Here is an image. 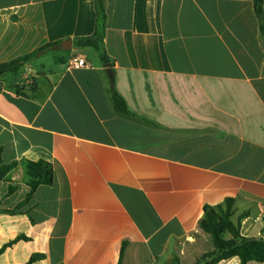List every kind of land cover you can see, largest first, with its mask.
Here are the masks:
<instances>
[{
    "label": "crops",
    "instance_id": "1",
    "mask_svg": "<svg viewBox=\"0 0 264 264\" xmlns=\"http://www.w3.org/2000/svg\"><path fill=\"white\" fill-rule=\"evenodd\" d=\"M95 2L0 0V66L58 44L0 73L2 159L18 163L0 182V209L25 200L27 162L54 170V184L19 214H0V249L26 237L0 264L35 254L44 257L34 264H196L215 249L200 228L205 207L227 201L243 236L264 237V31L254 1H104V49L137 120L114 110L100 54L75 44L95 32ZM73 59L90 66L69 69Z\"/></svg>",
    "mask_w": 264,
    "mask_h": 264
},
{
    "label": "trees",
    "instance_id": "2",
    "mask_svg": "<svg viewBox=\"0 0 264 264\" xmlns=\"http://www.w3.org/2000/svg\"><path fill=\"white\" fill-rule=\"evenodd\" d=\"M105 0H96V12L97 21L96 29L93 35L76 40V46L78 48H93L101 57L104 64L111 63L107 53L104 49V39L107 28V14L105 9ZM255 5V11L261 22V29L264 31V12L263 5L264 0H253ZM58 44H50L37 50L36 52L16 60L14 62L3 64L0 66V73L16 70L23 64L36 59L40 55L50 52ZM114 74V72H113ZM113 107L116 113L122 117H126L132 120H137L139 117L134 114L126 100L118 92L115 82L112 83L110 88ZM3 148L0 147V182L5 180L7 176L18 166L17 162L11 164H5L2 159ZM27 185L30 187V191L27 194L24 201L19 203L13 210H2L0 214L17 215L21 210L26 207L33 198L37 189L42 185L54 184V170L53 165L47 161H29L25 164ZM16 191V187L10 186L7 196L12 195ZM205 216L200 224V228L205 233L212 236L214 242V251L204 254L196 264H218L223 260L239 257L242 264H248L249 262L256 261L264 263V237L253 238L243 236L241 233V222H235L233 220V203L227 201L224 205L218 206H206ZM21 239H26L24 236H20L9 244L0 249V255L9 247L15 244ZM44 256L41 254L33 255L29 262L25 264H34ZM179 264L178 262H176Z\"/></svg>",
    "mask_w": 264,
    "mask_h": 264
},
{
    "label": "built area",
    "instance_id": "3",
    "mask_svg": "<svg viewBox=\"0 0 264 264\" xmlns=\"http://www.w3.org/2000/svg\"><path fill=\"white\" fill-rule=\"evenodd\" d=\"M90 63L83 59H73L70 63L68 68L69 69H80L89 67Z\"/></svg>",
    "mask_w": 264,
    "mask_h": 264
},
{
    "label": "water",
    "instance_id": "4",
    "mask_svg": "<svg viewBox=\"0 0 264 264\" xmlns=\"http://www.w3.org/2000/svg\"><path fill=\"white\" fill-rule=\"evenodd\" d=\"M65 44H69V49L72 48V41L71 40L65 42ZM65 49H67V48H65ZM107 74H108V78L110 79L111 83H113L114 82V74H113V71L111 69L110 64L107 65Z\"/></svg>",
    "mask_w": 264,
    "mask_h": 264
},
{
    "label": "rangeland",
    "instance_id": "5",
    "mask_svg": "<svg viewBox=\"0 0 264 264\" xmlns=\"http://www.w3.org/2000/svg\"><path fill=\"white\" fill-rule=\"evenodd\" d=\"M90 50L94 51V49H90ZM59 53H60V54H65V53H62L61 50H60V51H58L57 53H55L54 56H57ZM51 56H53V54H51ZM53 58H54V57H53Z\"/></svg>",
    "mask_w": 264,
    "mask_h": 264
}]
</instances>
